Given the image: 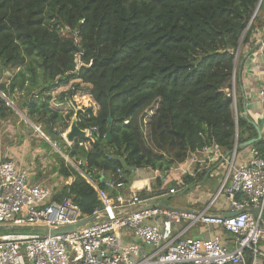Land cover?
I'll use <instances>...</instances> for the list:
<instances>
[{"label":"trees","instance_id":"trees-1","mask_svg":"<svg viewBox=\"0 0 264 264\" xmlns=\"http://www.w3.org/2000/svg\"><path fill=\"white\" fill-rule=\"evenodd\" d=\"M257 30L264 37V0H0V76L10 74L0 92L28 91L26 114L50 135L73 117L80 130L95 127L66 155L83 161V172L122 170L129 187L134 170L165 173L205 146L229 154L236 135L238 144L255 136L245 118L236 124L230 91L241 39ZM67 86L58 103L72 109L63 118L48 106ZM7 110L0 97V116ZM252 147L264 154V139ZM59 155V173L72 182L54 200L70 199L89 216L100 210L95 189Z\"/></svg>","mask_w":264,"mask_h":264},{"label":"built area","instance_id":"built-area-1","mask_svg":"<svg viewBox=\"0 0 264 264\" xmlns=\"http://www.w3.org/2000/svg\"><path fill=\"white\" fill-rule=\"evenodd\" d=\"M255 34L258 35V30ZM260 46L264 49V39L260 40ZM230 93L232 114L237 121L235 96ZM257 97L264 112V72ZM83 131L82 139H93L92 133H97L95 127ZM65 134H61L64 140ZM79 147L89 150L86 141L80 142ZM235 147L236 142L226 155L217 146L203 148L206 156L211 155L210 160L226 164L220 186L204 210L185 212L151 205L120 217L118 211L149 201L141 199L136 192L119 194L125 180L120 169L107 179L102 171L83 172L80 167L85 163L81 160L73 164L102 203V208L89 216L70 199L54 200L55 191L50 187L32 184L27 169L2 161L0 226L5 232L16 229L0 234V264H264V253L258 248L259 242H264V154L249 147L247 159L236 165ZM98 181L118 194L110 197L98 188ZM183 186V180L177 178L168 194L174 195ZM221 198L226 208L220 203V211L210 212ZM223 208L226 213L238 214L224 218ZM102 212L106 220L91 223L78 232L52 237L43 234L45 229L74 225ZM160 219L170 225L185 223L186 226L166 239ZM198 224L218 228L227 236L212 233L206 238L185 237ZM118 232H130L150 252L144 253L136 243L122 245Z\"/></svg>","mask_w":264,"mask_h":264},{"label":"crops","instance_id":"crops-1","mask_svg":"<svg viewBox=\"0 0 264 264\" xmlns=\"http://www.w3.org/2000/svg\"><path fill=\"white\" fill-rule=\"evenodd\" d=\"M261 39H264V37L259 36V34L258 35L255 34L254 36H252L250 38V40L246 44L241 45V47L239 48L238 54H237V59H236L235 71H234V85L231 87V91H230V92H233L234 96H235V102H236L237 113H238L237 119L239 117L245 118L248 121V123L252 126V130L255 132V136L251 137V139L257 138L256 129L259 130V132L261 134V139H264V112H263L262 106L259 103L258 97H257L258 91L260 89V83L262 80L263 72H264V49H262L260 46V40ZM64 88L66 89V87H63V88H59L58 90L54 91L53 95L55 97H57V96L59 97V94L61 92L66 91ZM230 95H231V93H230ZM0 97H1V95H0ZM4 97H1L3 101H5ZM55 97H53V98H55ZM15 98L16 97L14 94L13 96H11V99H8V98H6V99L8 101L10 100V102H11V100L12 99L14 100ZM65 99H67V98H65ZM65 101H67V100H65ZM5 103L7 104L6 101H5ZM66 103L67 102H64L63 104L62 103L61 104L56 103L57 105H55V104L50 105L49 104L48 107L50 109H53L56 112H58L64 118V116L68 112H70V110L72 109L71 105L66 104ZM238 106L240 107V112L238 111ZM15 108H17V107H15ZM21 108L24 111L26 110V106L23 107V104H22ZM23 110H20V112H19L20 115H22V116H23V113H21V111H23ZM25 113H26V111H25ZM27 121L30 122L29 117L27 118ZM71 123H72V121H71ZM35 125H38V126L43 127V128L45 127V125L41 124V123H38ZM70 125H68V127L65 128L66 130L64 132L68 131L67 129L70 127ZM57 128H55V130H57ZM252 130H251V135L253 134ZM44 132L47 135V137H49L51 139L49 141L51 143H53L52 142L53 139L50 136H53L54 134L50 135V134L46 133L45 128H44ZM235 142H237V141L235 140ZM53 144L55 146H57L55 143H53ZM250 147H252V146H250ZM248 148L249 147L242 148V149L238 148L240 151H238V153H237V158H236V162H235L236 165L243 163L247 159ZM59 150H61L60 147H59ZM56 153L58 154V152H56ZM62 153H63V151H62ZM63 154L66 156V158L62 157L60 155L61 158L65 159V161H67L69 165L72 164L71 166L73 168V163L70 161L71 159H69V157L66 155V152H64ZM210 159H211V155L206 156L204 154V152L202 151L196 155H193L191 157V159L188 160L187 162H185L181 165H177V166L173 167L170 171L165 172V173H162L159 171H152L150 169L134 170L132 172L131 176L129 177L130 186L128 187V186L124 185L126 187V188L124 187L125 190H121V192H119V194H125V195L127 194L128 195L131 192H136L138 194V192L140 191L139 192L140 195L143 196L142 191L144 190L145 187H147V190H151V188L154 186L153 184H156L157 181L160 180V183H164V184L169 185L167 190L161 189V190H164L161 192L163 194L160 193V195L158 194V195L150 196V197L147 196V194H145L146 198H141V197L140 198L141 199H147V200H157L160 203H162L163 205H165L167 208H171V209H175L177 207H179V208L183 207V208H190L193 210V212L204 210L206 205L210 201V199L217 192V190L220 186V183H221L222 175L225 171V166H226L224 161L216 162L215 160H213V159L210 160ZM36 160H37V158L35 156V158L31 162V165H34L36 163ZM3 161H11L16 165L17 168L27 169L29 172V179H30L32 184L41 185V186H48L51 189H53L55 191V193L57 192V189L59 188L58 183L53 182L51 184H46L44 182H40V180H38V178L34 179L32 168L30 166H28V165L19 166L15 161H13L11 159L3 160ZM0 162H2V160ZM104 175H105V178H107V179L112 177V175H107V174H104ZM177 178L182 179L183 182H184V179H186V178L190 179L189 184H186L184 182L185 183L184 186L182 188L177 189V192L180 189H182L180 193L183 192L182 194L186 195L185 202L182 203V202H177L175 200L174 201L172 200V202L170 204L163 202L162 199H163L164 195H167L168 190L170 188L175 187V181L177 180ZM209 178H211L214 181V184L213 185L208 184L205 186L204 184L206 183L207 180H209ZM69 181L72 182V180H69ZM212 189L215 191L213 192ZM158 192L159 191H157V193ZM165 192H167V193L164 194ZM174 195H169V197L173 198ZM220 203H223L224 207L226 206L225 200H224V198H222V199H220L219 203L213 209L210 210V212L220 211L221 210V206L219 205ZM225 208L222 209V211H223L222 213H226ZM160 226H161L162 232L164 233L165 238L168 239V238L174 236L176 233H178L182 228H184L186 226V224L182 223L181 225H170V224H167L165 220L160 219ZM12 231H14V229H12ZM189 232L185 234V237H188V238H195V237L206 238V237L210 236L212 233H220L224 238H225V236H227V234L225 235L224 233H222V231L220 229L212 227V226H202L201 225L200 228L197 229V232H196V234H194V236H187L189 234ZM117 237L120 240V242L122 243V245H128L130 243H136L138 246L141 247V250L144 253L150 252V248L145 247L140 241H136L132 237L130 232H118ZM258 248L264 253V242L263 241L259 242Z\"/></svg>","mask_w":264,"mask_h":264},{"label":"rangeland","instance_id":"rangeland-1","mask_svg":"<svg viewBox=\"0 0 264 264\" xmlns=\"http://www.w3.org/2000/svg\"><path fill=\"white\" fill-rule=\"evenodd\" d=\"M9 73H2L0 76V84H3L6 82V78L9 77ZM77 83V82H76ZM41 85V80L39 86L35 89L33 86L30 88L33 91L34 96H38V92ZM69 86L66 87L65 90H68ZM53 95V93L51 94ZM50 95V96H51ZM15 99H12V102L14 108L12 106L7 105L10 110L5 111L6 116L1 117L0 116V161L2 160H8L11 159L15 161L19 166H30L32 168L33 172V178H38L40 182H44L46 184H51L53 182L58 183L59 187L61 185H65L68 180L70 179H64L62 175L59 173V163L57 159V154L55 150L52 148L55 145L56 147H60L61 150L66 152V150L69 148V145L67 142L64 140L63 137H61V134L66 130L65 127L66 123L65 121H62V123L59 125L57 130H55L54 135L50 136L53 139V143H51L49 140H51L49 137L44 132V128L40 127L38 125H35L30 121L34 126L32 127L31 123L27 121V115L25 111L21 108L22 104L25 103V101L29 98V92H16L15 93ZM54 95L51 96L49 100L50 105H57L59 101H61L60 97H55ZM10 101V100H9ZM20 110L21 113H23V116L20 115ZM238 111L240 112V107L238 106ZM27 117V118H26ZM34 119V118H33ZM69 129V128H68ZM67 129V130H68ZM40 131V132H39ZM50 145H49V143ZM52 145V147H51ZM37 158L36 163L34 165H31L32 160ZM61 158V156L59 155ZM63 159V158H62ZM65 164L68 162L63 159ZM73 164L74 162L70 160ZM30 164V165H29ZM69 165V164H68ZM133 177V176H132ZM208 184H214V181L209 178V180L206 181L204 184L205 186ZM154 186L151 188V190H147V187L144 188L142 191V194H147L149 197L150 196H155V195H160V193L164 190H167L169 185L161 183L160 185L153 184ZM164 189V190H161ZM182 189H180L173 198L169 197V194L165 192L164 194L167 193V195H164L162 201L165 203H171L172 200L177 201V202H185V194H181ZM213 190V189H212ZM211 190V191H212ZM112 191V190H110ZM157 191H159L157 193ZM215 190H213L214 192ZM140 192V191H139ZM111 194H116V193H111ZM163 194V193H161ZM109 195V194H108ZM113 195H109L110 197H113ZM222 199V198H221ZM200 224L194 226L189 234L187 236H194L196 234L197 229L200 228ZM13 231L10 232H5V231H0V234L3 233H12Z\"/></svg>","mask_w":264,"mask_h":264},{"label":"water","instance_id":"water-1","mask_svg":"<svg viewBox=\"0 0 264 264\" xmlns=\"http://www.w3.org/2000/svg\"><path fill=\"white\" fill-rule=\"evenodd\" d=\"M260 4V2H259ZM259 4L256 8V11L259 7ZM256 13V12H255ZM254 17V16H253ZM253 19V18H252ZM252 21V20H251ZM251 23V22H250ZM249 23V24H250ZM249 27V26H248ZM247 27V29H248ZM247 29L246 31L244 32L243 34V37L244 35L246 34L247 32ZM242 37V38H243ZM242 40L241 39V43L236 51V59H237V54H238V50L239 48L241 47L242 45ZM75 61H77V59H75ZM1 97H4L1 93H0ZM4 100L7 102V105L9 106H12L14 107V105L8 101L5 97H4ZM15 108V107H14ZM236 124H237V121H236ZM32 125V124H31ZM32 127L35 128L34 125H32ZM257 131V138L255 139H251L249 141H246L242 144H237L236 142V149H242V148H247V147H250L252 146L254 143L258 142L260 139H261V134L259 132L258 129H256ZM40 132V131H39ZM85 137V131L83 130H80L78 127H77V123H76V117H73V120H72V123L68 129V131L66 132L65 134V140L66 142L70 143V144H73V142L75 141L76 138H84ZM107 140L110 141V136H109V132L107 133ZM236 141H237V135H236ZM72 165V164H71ZM183 193V192H182ZM180 193V194H182ZM151 205H158V206H161V207H166L165 205H163L162 203H160L159 201L157 200H149L143 204H139V205H136V206H133V207H129V208H126L124 210H121V211H118L116 214L118 217L120 216H124L126 214H129L133 211H136V210H139L143 207H146V206H151ZM176 210H179V211H185V212H193L192 209L190 208H175ZM238 214V212H234V213H223V217L224 218H228V217H232L233 215H236ZM107 217H106V214L104 212L98 214V215H94V216H91L87 219H84L83 221L77 223V224H74V225H66V226H59V227H51L49 229H45L44 231V235H48V236H58V235H63V234H68V233H72V232H78L79 230L83 229V228H86L88 225H90L91 223H94L96 221H104L106 220ZM5 228L3 226H0V231H3ZM11 229H16V228H11Z\"/></svg>","mask_w":264,"mask_h":264},{"label":"bare ground","instance_id":"bare-ground-1","mask_svg":"<svg viewBox=\"0 0 264 264\" xmlns=\"http://www.w3.org/2000/svg\"><path fill=\"white\" fill-rule=\"evenodd\" d=\"M48 143H49V142H48ZM49 144H50V143H49ZM51 147H52V145H51ZM52 148H53V147H52ZM62 157H65V156H64V154H63V156H62Z\"/></svg>","mask_w":264,"mask_h":264}]
</instances>
